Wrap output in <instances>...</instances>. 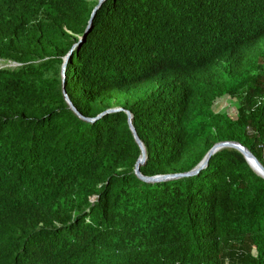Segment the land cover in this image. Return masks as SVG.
<instances>
[{
	"label": "trees",
	"instance_id": "trees-1",
	"mask_svg": "<svg viewBox=\"0 0 264 264\" xmlns=\"http://www.w3.org/2000/svg\"><path fill=\"white\" fill-rule=\"evenodd\" d=\"M99 0H0V264H264V179L224 148L146 183L124 112L61 66ZM121 107L142 175L218 142L264 166V0H104L65 69ZM223 96L235 118L215 113Z\"/></svg>",
	"mask_w": 264,
	"mask_h": 264
},
{
	"label": "water",
	"instance_id": "water-1",
	"mask_svg": "<svg viewBox=\"0 0 264 264\" xmlns=\"http://www.w3.org/2000/svg\"><path fill=\"white\" fill-rule=\"evenodd\" d=\"M104 0H99L97 5L93 8L90 19L88 21V25L84 31V33L82 34L81 37H79V41L73 45V47L71 48L70 52L63 58V63L61 66V76H62V94L64 97L65 102L67 103L68 107L71 109V111L81 120H84L86 122L92 123L100 118H102L103 116L107 115V114H112V113H116V112H124L126 114L127 117V124H128V128L132 134V137L134 139V142L137 144L138 148L140 149V155L138 157V159L135 162L134 165V175L141 181L146 182V183H160V182H165V181H170V180H176V179H181V178H187L190 176H194L196 175L200 170L204 169L207 164H208V160L210 159V157L212 155H214L216 152H218L221 149L224 148H231V149H235L236 151H238L243 157L244 159L247 161L248 165L250 166V168L261 178L264 179V166L258 161V159L248 150L246 149L244 146H242L240 143L237 142H232V141H222V142H218L215 143L210 149L209 151L206 153V155L204 156V158L199 162V164L197 166H195L192 170L185 172V173H176V174H167V175H156V176H152V177H147L141 174L140 172V166L144 165L146 160H147V155H146V150L144 145L142 144L141 140L139 139L136 130L132 124V114L130 113V111L125 110L121 107H114V108H109L106 109L104 112L100 113L99 115H97L94 118H86L83 117L78 111L77 109L74 107V105L72 104V102L70 101L68 95L66 94L65 91V69H66V65L67 62L70 58V55L72 53V51L75 49V47L77 46V44H80L81 42H83L87 36V33L92 25V21L95 17V14L97 12V10L100 8L102 2ZM19 64L16 63H12L9 66L12 67H16Z\"/></svg>",
	"mask_w": 264,
	"mask_h": 264
},
{
	"label": "rangeland",
	"instance_id": "rangeland-1",
	"mask_svg": "<svg viewBox=\"0 0 264 264\" xmlns=\"http://www.w3.org/2000/svg\"><path fill=\"white\" fill-rule=\"evenodd\" d=\"M9 65L11 64L0 65V66H9ZM237 107L238 104L235 99L230 98L229 96H223L222 98L217 99L214 102L213 111L215 113H226L231 118H235Z\"/></svg>",
	"mask_w": 264,
	"mask_h": 264
}]
</instances>
